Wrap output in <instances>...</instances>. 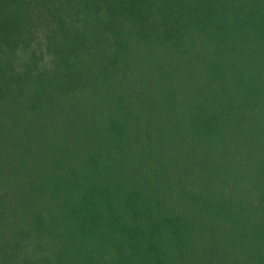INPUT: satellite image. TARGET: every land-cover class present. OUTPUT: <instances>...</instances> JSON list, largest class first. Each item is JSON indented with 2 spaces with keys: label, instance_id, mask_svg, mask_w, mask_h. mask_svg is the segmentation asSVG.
Returning <instances> with one entry per match:
<instances>
[{
  "label": "trees",
  "instance_id": "16d2710c",
  "mask_svg": "<svg viewBox=\"0 0 264 264\" xmlns=\"http://www.w3.org/2000/svg\"><path fill=\"white\" fill-rule=\"evenodd\" d=\"M31 11L0 0V264H264V0H62L17 68Z\"/></svg>",
  "mask_w": 264,
  "mask_h": 264
},
{
  "label": "rangeland",
  "instance_id": "374dc122",
  "mask_svg": "<svg viewBox=\"0 0 264 264\" xmlns=\"http://www.w3.org/2000/svg\"><path fill=\"white\" fill-rule=\"evenodd\" d=\"M62 0H45L44 3H40L38 1L32 0V28H34V36L35 39L31 43V48L27 49L26 52L21 50H18L16 52V56L14 60L12 61L14 66L17 68H22V66L26 63H31L33 59L37 56L40 49H42L43 54L47 51V48L45 45H42L40 49H38V42H41L42 44H48V41L45 39V35L49 33L50 30L54 27L52 23V19L54 16H52V13L55 15L56 13L53 11L54 7L59 6L61 4ZM40 60V59H39ZM51 60V57L47 54L43 56V59L40 61V66L49 65V62Z\"/></svg>",
  "mask_w": 264,
  "mask_h": 264
}]
</instances>
